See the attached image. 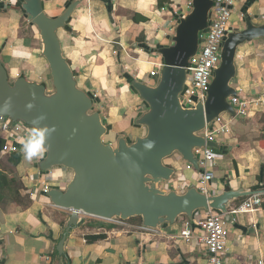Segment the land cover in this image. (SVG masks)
<instances>
[{
  "label": "crops",
  "instance_id": "obj_1",
  "mask_svg": "<svg viewBox=\"0 0 264 264\" xmlns=\"http://www.w3.org/2000/svg\"><path fill=\"white\" fill-rule=\"evenodd\" d=\"M71 1L43 0V10L56 17ZM160 1L84 0L70 16L67 30L57 32L63 56L77 74L78 86L94 97L95 109L108 128L104 136L107 144L115 146L119 138L132 143L146 133L136 124L146 105L131 90L126 77L155 84L158 77H151L150 72L161 64L157 49L170 44L177 23L190 12L192 3L166 0L159 4ZM16 3L17 0H0V60L9 63L6 69L10 79L24 74L30 81L42 82L45 79H33L19 71L23 64L29 73L46 75L48 65L38 64L42 49L38 31L22 12L14 9ZM232 11L239 15L241 29L245 14L252 23L264 24V0H239ZM36 64L39 72L34 70ZM235 64L236 77L231 85L238 96L252 100L264 95V41L241 45ZM47 76L50 79L49 70ZM229 119L228 116L223 123L229 132L217 142L219 149L215 150L217 158L207 194L243 189L251 196H261L260 207L235 214L232 210L248 197L232 201L227 213L229 221L224 217L227 232L223 259L227 264H247L264 260V109L257 105L248 117ZM4 126L0 120V138L9 143L13 132ZM9 155L0 152V170H6ZM40 160L29 161L22 156L15 168L22 187L17 202L8 200L0 205V264H207L208 253L195 223L203 218L201 211L191 221L181 218L156 230H145L141 223L83 216L82 222L67 234L62 254H58L56 246L67 228L70 212L55 207L41 191V185L44 182L49 190H64L72 172L64 168L41 172ZM165 163L175 173L160 188L178 193L189 187L200 190L199 171L176 155ZM30 191L32 197L27 195ZM186 226L193 234L187 242L180 236ZM97 236L101 238L89 240Z\"/></svg>",
  "mask_w": 264,
  "mask_h": 264
},
{
  "label": "water",
  "instance_id": "obj_2",
  "mask_svg": "<svg viewBox=\"0 0 264 264\" xmlns=\"http://www.w3.org/2000/svg\"><path fill=\"white\" fill-rule=\"evenodd\" d=\"M84 0H72L56 17L43 10V0H22L20 12L38 31L41 57L48 65L50 90L45 81H30L24 74L10 79L0 60V118L21 122L27 127L54 129L46 137V152L38 162L41 172L64 168L72 179L64 190L50 189L46 196L57 208L70 212L67 228L56 246L62 254L71 229L87 216L104 221L140 218L142 228L156 230L181 218L192 220L198 211L213 210L229 221L232 201L251 196L248 190L205 194L196 187L183 193L164 190L175 173L165 161L178 156L199 171L195 149H219L201 133L221 115L235 116L228 99L237 97L231 85L236 77L235 58L245 43L264 41V24L244 15V28L230 29L222 44L221 60L204 102L194 108L181 105L187 68L199 47V36L207 30L213 0H192L191 10L182 16L170 44L159 46L162 67L155 84L130 81L131 90L146 105L136 120L146 133L134 142L119 138L116 145L104 143L108 128L94 99L77 84V74L63 56L58 30L65 29L73 11ZM1 54V50H0ZM32 104L28 109L26 106ZM43 117V119H40ZM151 143V147H146Z\"/></svg>",
  "mask_w": 264,
  "mask_h": 264
},
{
  "label": "built area",
  "instance_id": "obj_3",
  "mask_svg": "<svg viewBox=\"0 0 264 264\" xmlns=\"http://www.w3.org/2000/svg\"><path fill=\"white\" fill-rule=\"evenodd\" d=\"M213 1L215 5L209 13L208 28L200 34L198 50L191 58L190 65L187 68V80L180 96L181 105L186 109L194 108L199 102H204L207 97L206 93L213 79L214 70L218 68L220 64L222 44L226 38L227 32L232 29L230 28V21L233 14L232 10L235 3L239 0ZM161 67V64L156 66V71L150 72V76L158 77ZM228 102L235 112V116L227 114L230 118L229 120L248 117L253 107L257 105L264 109V95L256 99L248 100L239 97L237 94V97L229 98ZM0 120L5 122L4 127L6 130L11 129L13 132V140L9 143H5L2 151L7 154H14L20 151L23 152L20 139L26 137L32 129L21 122H12L7 118H0ZM223 123L224 119L223 115H221L206 127L201 133L206 142L210 141L217 143L221 135L229 132L227 124ZM194 154L198 160L199 166L200 191L207 194L208 183L213 179L211 169L216 162V151L205 146L201 149H195ZM41 191L44 194L49 191V188L44 185V182L41 185ZM27 195L32 197L33 192L30 191ZM261 204V196L257 194L253 195L248 197L240 206L232 210V214L240 211H252L260 207ZM202 213L203 218L195 223L201 231L202 243L208 253L207 264H227L223 259L227 232L224 215L213 210L202 211ZM192 235L189 226H186L185 230L180 234L185 242L189 241ZM247 264H264V260L259 259Z\"/></svg>",
  "mask_w": 264,
  "mask_h": 264
},
{
  "label": "trees",
  "instance_id": "obj_4",
  "mask_svg": "<svg viewBox=\"0 0 264 264\" xmlns=\"http://www.w3.org/2000/svg\"><path fill=\"white\" fill-rule=\"evenodd\" d=\"M166 0H161L159 4H162L163 2H165ZM22 0H17V3L15 5L16 10L20 11V5H21ZM68 25H66L65 30H67ZM129 81H131V79H129V77H126ZM89 94V93H88ZM93 99L94 97L89 94ZM5 145V140L0 138V152H2L3 146ZM24 155V153L22 151L18 152V153H12L9 155L7 161H8V165L6 170H0V205H2L4 203V201H11L16 203V197L19 194V190L22 188L19 184H18V175L16 173V167L17 165L20 163L22 156ZM262 205V204H261ZM129 223L131 224H140V218H132L130 220H128ZM101 236H97V237H93L90 238V241H95L97 239H100Z\"/></svg>",
  "mask_w": 264,
  "mask_h": 264
},
{
  "label": "clouds",
  "instance_id": "obj_5",
  "mask_svg": "<svg viewBox=\"0 0 264 264\" xmlns=\"http://www.w3.org/2000/svg\"><path fill=\"white\" fill-rule=\"evenodd\" d=\"M26 107L28 109H31L33 105L28 104ZM40 119H43V117H41ZM51 131H54V129L33 128L26 137H22L20 139V143L22 145V150L26 160L31 161L33 160V158L43 159L46 152V137L50 134ZM146 147H151V143L146 145Z\"/></svg>",
  "mask_w": 264,
  "mask_h": 264
},
{
  "label": "rangeland",
  "instance_id": "obj_6",
  "mask_svg": "<svg viewBox=\"0 0 264 264\" xmlns=\"http://www.w3.org/2000/svg\"><path fill=\"white\" fill-rule=\"evenodd\" d=\"M48 1V0H47ZM239 15L238 14H232V18H231V21H230V28H232L233 30H239V29H241L242 28V23L239 21ZM233 23H235L234 25H232ZM33 53V52H32ZM32 53L30 54V55H32ZM38 59H39V62H38V64H42V66L44 65V66H46L44 63H46V61L44 60V58H42L41 59V57H38ZM24 60V59H23ZM4 62H3V64H5V66H6V68L9 70V63L6 61V60H3ZM34 70L36 71V72H39V67H38V65L36 64V65H34ZM19 71L20 72H22V71H24L25 72V74L28 76H30L31 78H33V77H36V79L37 80H44L46 83H48V86H49V88H50V90H52V88H51V84H50V79H49V77L47 76V74H48V69H47V67H46V71H47V74L46 75H44V74H39V73H36V75H34V74H32V73H29V72H27V70H26V68H23V64H21V66L19 67ZM38 74H39V76H38ZM28 76V77H29ZM47 77V78H46ZM34 79V78H33ZM157 80V78H155V81ZM88 93V92H87ZM96 110V109H95ZM228 118V115L227 114H224L223 115V119H227ZM103 140H104V142L105 143H108V138H106V137H104L103 138ZM165 186H166V184H165ZM202 212V211H201Z\"/></svg>",
  "mask_w": 264,
  "mask_h": 264
}]
</instances>
